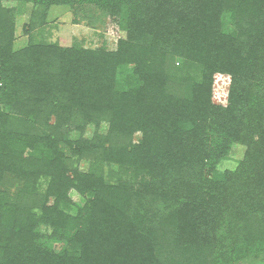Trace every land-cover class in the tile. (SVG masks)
<instances>
[{
  "label": "trees",
  "instance_id": "trees-1",
  "mask_svg": "<svg viewBox=\"0 0 264 264\" xmlns=\"http://www.w3.org/2000/svg\"><path fill=\"white\" fill-rule=\"evenodd\" d=\"M0 264H264V0H0Z\"/></svg>",
  "mask_w": 264,
  "mask_h": 264
},
{
  "label": "rangeland",
  "instance_id": "rangeland-1",
  "mask_svg": "<svg viewBox=\"0 0 264 264\" xmlns=\"http://www.w3.org/2000/svg\"><path fill=\"white\" fill-rule=\"evenodd\" d=\"M21 13L17 14L16 17V31H15V48L22 47L27 44L30 33H26L25 25L29 22L30 14L32 10L31 4H26L21 8ZM107 29L104 32H101L102 37L98 36L97 31L92 30L89 27H86L82 24H72L71 23V14L68 8L63 6H53L46 17L44 24V30L41 32L40 36L49 41H57L62 45H71L75 42H82L84 46L95 47L101 44V40L105 39L108 47H112L118 36H123V33L117 29V26L114 23H108L106 25ZM37 30L31 32V35H37ZM219 79V78H218ZM227 81V79L225 80ZM221 82V81H220ZM215 91L219 95H215L214 99L216 102L223 101L224 89L220 90L217 83L215 84ZM219 85V86H220ZM91 132V128H88L87 134ZM137 137V136H136ZM243 154V148L239 145L233 146L230 153V159L225 161L222 164V168L228 167L232 168L235 164V161L239 159ZM71 198L73 199L75 205L79 206L83 203V199L75 192L70 193ZM70 213H75V207H71Z\"/></svg>",
  "mask_w": 264,
  "mask_h": 264
}]
</instances>
